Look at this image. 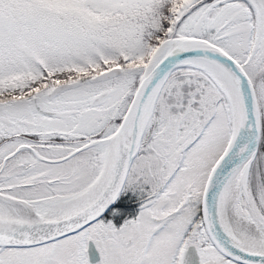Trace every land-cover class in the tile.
Returning a JSON list of instances; mask_svg holds the SVG:
<instances>
[{
  "label": "snow or ice",
  "instance_id": "obj_1",
  "mask_svg": "<svg viewBox=\"0 0 264 264\" xmlns=\"http://www.w3.org/2000/svg\"><path fill=\"white\" fill-rule=\"evenodd\" d=\"M0 264H264V0H0Z\"/></svg>",
  "mask_w": 264,
  "mask_h": 264
},
{
  "label": "flooded vegetation",
  "instance_id": "obj_2",
  "mask_svg": "<svg viewBox=\"0 0 264 264\" xmlns=\"http://www.w3.org/2000/svg\"><path fill=\"white\" fill-rule=\"evenodd\" d=\"M135 208H136V205L134 203L129 206L130 211H134Z\"/></svg>",
  "mask_w": 264,
  "mask_h": 264
}]
</instances>
